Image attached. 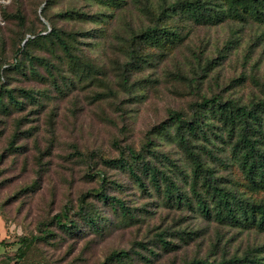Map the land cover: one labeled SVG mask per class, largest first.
I'll use <instances>...</instances> for the list:
<instances>
[{"label":"rangeland","instance_id":"obj_1","mask_svg":"<svg viewBox=\"0 0 264 264\" xmlns=\"http://www.w3.org/2000/svg\"><path fill=\"white\" fill-rule=\"evenodd\" d=\"M150 28L165 34L141 38ZM35 36L42 39L24 46ZM0 88L24 103L0 112V261L264 264V227L249 213L236 221L216 217L215 200L201 176L194 182L169 122L171 112L190 117L203 98L248 107L264 100V0H0ZM20 89L35 102L25 104ZM201 121L204 134H184L188 151L218 188L264 207V181L242 168L235 138L208 111ZM254 137L264 152V120ZM124 147L142 154L145 165L126 152L132 172L104 163ZM152 167L159 185L149 178ZM163 176L177 188L172 197ZM89 190L119 200L125 212L89 196L90 227L77 212ZM58 215L70 231L53 220ZM22 237L36 241L19 260ZM121 252L122 260L112 257Z\"/></svg>","mask_w":264,"mask_h":264},{"label":"trees","instance_id":"obj_2","mask_svg":"<svg viewBox=\"0 0 264 264\" xmlns=\"http://www.w3.org/2000/svg\"><path fill=\"white\" fill-rule=\"evenodd\" d=\"M232 4L235 2L242 3V0H230ZM190 8L194 10L196 13L200 12L202 7L198 6V4H191ZM234 12H237L235 7H232ZM52 32V31H50ZM163 33L165 34L164 30L161 29H148V32L141 35V38L145 39H153L156 38L154 33ZM54 39L56 43L61 47L66 55L70 58H74L69 50L67 43L59 37V34L55 33ZM152 37H147L151 36ZM37 36L35 37H28L25 42L24 46L31 44L32 42L37 41ZM42 39V38H40ZM38 39V40H40ZM25 50L24 47L18 49V53L24 54ZM32 59V58H31ZM19 95L25 98V104H30L35 102V94L20 89ZM23 102L18 101L14 96L12 91L2 90L0 88V112L8 110L9 106L16 107L17 109L22 108ZM209 112L212 115L216 116L219 122L221 123L222 127L227 130L228 135L230 138H235L233 148L234 152L239 155L240 157V164L242 168L247 171V174L253 178L254 175L258 176L259 179L264 181V152L261 151L257 147V142L255 139V133L259 130V127L262 125V121L264 120V100L259 101L257 104L252 106H239L235 102H222L218 97H210V98H203L199 104L195 105L193 109L192 115L189 117L188 115L181 113V112H171L169 116V122L174 123L176 127V138L179 144L186 150L189 154V157L193 164L192 169V176L194 182L199 178L202 177L203 183L207 186L208 193L211 194V197L215 200L214 201V212L216 217L222 221H236L239 217L247 216V213L251 214L250 218L255 220V222L260 226L264 227V207L262 204H249L248 202L242 203L241 200H237V197L222 188H218L213 180L212 174L209 173L207 170L201 168L200 160L197 155L188 151V144L189 141L185 138V133L190 134L192 136H197L198 132L204 134L202 125L203 121H201V117L203 113ZM165 125H161L157 128V131L163 130ZM149 141V140H148ZM148 145L150 143H147ZM126 152L128 154V158L132 159V162H142L144 163V156L142 154L135 153L132 148L124 147L123 151L121 152L120 158L116 160H105L104 163L108 165H118L119 167H125L127 164V170L132 172V166L128 164V161L123 160V154ZM149 178L153 183L159 185L157 171L152 167L148 169ZM163 182L165 184V193L168 196L172 197L174 193H176V186L175 184L166 179L163 176ZM141 184V182H139ZM89 196H96L99 200L109 202L113 205V207H118L123 212H125L124 205L115 198L107 197L102 191L99 190H89L83 193L79 197V205L77 207V212L84 220L89 222L90 227L96 228V223L94 219L89 216V209L85 202V199ZM179 200L181 198L177 197ZM198 204L200 205L199 208L202 213H208L209 209L206 205V200L203 198H199ZM258 213V216L256 215ZM1 216V214H0ZM62 218H65L63 215L55 216L53 218L54 221L58 223L65 231H70V228H67L66 225L62 224ZM69 227V226H68ZM36 241L35 237H22L19 240V245L16 253V258L22 260L26 254V251L32 246V244ZM1 244L4 243L2 240ZM161 245L165 248H168L169 244L161 240ZM126 255L124 253H115L112 255L116 260H122ZM2 258L0 257V260ZM14 264H17V261H13ZM0 264H5V262L0 261ZM185 264H252L247 263L245 260L242 259H221L219 261L209 262L208 260H192Z\"/></svg>","mask_w":264,"mask_h":264},{"label":"crops","instance_id":"obj_3","mask_svg":"<svg viewBox=\"0 0 264 264\" xmlns=\"http://www.w3.org/2000/svg\"><path fill=\"white\" fill-rule=\"evenodd\" d=\"M5 237V233H4V229H3V225H2V221H1V216H0V242L4 239ZM2 253V246L0 243V254Z\"/></svg>","mask_w":264,"mask_h":264}]
</instances>
